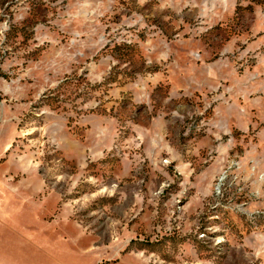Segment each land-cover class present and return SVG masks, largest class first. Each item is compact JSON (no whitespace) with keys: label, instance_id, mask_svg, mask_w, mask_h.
<instances>
[{"label":"rangeland","instance_id":"374dc122","mask_svg":"<svg viewBox=\"0 0 264 264\" xmlns=\"http://www.w3.org/2000/svg\"><path fill=\"white\" fill-rule=\"evenodd\" d=\"M0 264H264V3L0 0Z\"/></svg>","mask_w":264,"mask_h":264},{"label":"trees","instance_id":"16d2710c","mask_svg":"<svg viewBox=\"0 0 264 264\" xmlns=\"http://www.w3.org/2000/svg\"><path fill=\"white\" fill-rule=\"evenodd\" d=\"M256 3H264V0H255Z\"/></svg>","mask_w":264,"mask_h":264}]
</instances>
